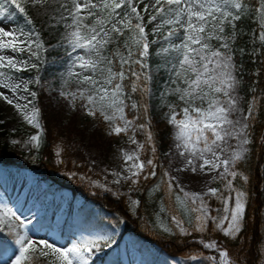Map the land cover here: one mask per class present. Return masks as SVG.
<instances>
[{
  "label": "snow or ice",
  "instance_id": "snow-or-ice-1",
  "mask_svg": "<svg viewBox=\"0 0 264 264\" xmlns=\"http://www.w3.org/2000/svg\"><path fill=\"white\" fill-rule=\"evenodd\" d=\"M23 3L43 6L48 0H23ZM9 5L14 8H9ZM70 5L60 4L67 15H61L57 21H63L66 30L61 45L65 47L68 57L65 84L75 79L78 85L85 87L61 91L60 95L65 99L70 98L73 105L77 100L82 101L81 106L90 116L99 114L109 123V134H128L131 131V143L137 145L131 153L121 150L126 166L124 172L112 173L117 177L113 184H120L123 180L136 185L142 174L144 180L157 175V165L153 159L146 162L140 159L145 144L134 138L136 130L144 131L146 142L155 154L154 137L149 130L150 121L137 125V117L131 120L127 118L126 108H142L147 116L149 105L146 101L151 96L152 77L144 70L149 67L147 58L150 44L161 43L158 54L171 57L168 60L171 64L170 84L174 85L161 93V104H167L169 112L166 116L168 123L175 129V146L180 156L185 158L184 167L178 171L218 172V176L214 175L212 179L226 181L224 188L229 193L225 197L220 194V189L212 187L205 193L184 191L176 183L177 177L165 171L168 192H172L175 184L183 193V196H175L176 213L171 215V223L180 234L187 236L193 231L205 232L211 222L225 237L237 238L244 226L248 194L234 187L233 181L240 176L245 183L248 182V177L237 170V165L250 152L251 129L257 118L260 101L264 99L254 95L245 113L237 94L241 80L236 75L230 41L235 37V22L241 19L247 7L245 0H70ZM255 11L262 29L259 38L264 42V0H260V6ZM17 12L23 15L30 28L18 26L5 30L0 27V89L12 93L10 98L0 91V98L13 105L24 121L40 129L27 141L39 148L43 132L39 109L32 106L33 100L20 95L23 92L35 98L37 93L30 91L29 85L39 83V77L35 81L25 80L9 73L38 70V64L32 59L41 61L40 53L44 44L22 0H0V23L4 20L13 22ZM145 15L147 24H153L151 35L154 38L151 41L146 32ZM226 26H231L230 34H226ZM122 37L126 38L121 44ZM212 40L220 41V46L214 47ZM110 45H114V48L109 52ZM24 53H28L27 58H18L19 54ZM116 64L119 65L118 70ZM134 65L139 66V71L134 70ZM127 73L135 78L131 82V92H139L144 103L133 101L128 104L131 97L123 83ZM252 91L255 93L256 89ZM168 96H175L177 101L182 102L179 113L176 111V102H169ZM178 115L181 118L178 119ZM12 143L18 142L13 140ZM59 154L60 149L57 150ZM146 167L152 171L144 174ZM97 186L111 190L105 185ZM155 188L158 190L160 185ZM206 196L217 197L222 201L223 215L211 214ZM139 204V200H130L132 209ZM163 211L165 209L162 208ZM29 223L31 221L22 220L8 205H0V232L7 230L14 238V258L10 259V264H92L91 256L102 250L101 244L110 239L101 235L84 238L71 246H58L46 239L32 238L28 232ZM160 227L167 233L173 231L163 222ZM199 243L218 254L210 257L212 261L234 264L229 252L220 248L215 240L205 242L201 239ZM197 259V256H191V260ZM4 264H9V261L5 260Z\"/></svg>",
  "mask_w": 264,
  "mask_h": 264
},
{
  "label": "trees",
  "instance_id": "trees-1",
  "mask_svg": "<svg viewBox=\"0 0 264 264\" xmlns=\"http://www.w3.org/2000/svg\"><path fill=\"white\" fill-rule=\"evenodd\" d=\"M245 3L247 7L241 19L235 22V37L230 41V45L237 68L236 75L241 80L237 90L240 94L241 107L246 113L248 103L254 95L264 97V42L259 38L262 29L257 18L258 13L255 11L260 6V0H245ZM27 14L29 16V13ZM18 20L19 25L26 29L30 28L26 25L22 14ZM33 23L37 25L34 21ZM145 24L151 41L154 37L151 35L150 24H147V16H145ZM225 31L226 34H230L231 26H226ZM125 38H121V44ZM113 48L114 45H110L109 52ZM153 48L154 44H150L147 58L149 67L144 71L148 72L151 66H156L158 74L155 75V79L167 81L170 76L166 67L169 64L168 60L162 59ZM52 52L53 48L47 49L44 45L40 53L42 62L35 58L32 62L38 64V69L46 67L56 72L60 67L61 59L56 58V61H52L49 65L46 62ZM22 57L27 58L28 53L22 54ZM115 68L118 70L119 65L116 64ZM133 68L139 71L138 65H134ZM9 74H24L27 80L35 81L37 69ZM134 79L130 73H127V79L123 82L125 91L131 97L127 101L129 105L133 101L145 102L139 92H131V82ZM29 88L37 93V96L31 97L30 100H33V106L39 109V122L43 128L40 147L35 148L27 143L32 136V132L27 128L23 126L9 130L4 128L0 113V163L17 169L26 168L38 175L44 183L39 194L51 189L67 187L71 195L69 205L77 199H82L75 213L72 214L70 208H66L53 226L78 241L101 235L109 237L107 243L101 244L102 250L96 251L91 256L92 264H122L113 251L125 239L134 250L138 251L139 264H169L170 260L176 261L177 264H189L191 255L197 256L202 253H206L207 256L218 255L199 243L201 239L206 241V235H200L195 231L191 235H182L171 223V215L176 213L175 196L182 193L180 187H176L175 184L172 192L169 193L165 183L167 178L164 177V172L169 173V169L163 160L166 159L165 151L171 138V127L164 119L155 122L150 105L147 116L142 108L134 110L130 106L126 108V114L130 119L137 117L135 121L137 125L150 121L149 130L153 133L155 154L153 155L151 145L146 142L144 131L136 130V137L137 142L145 144L140 159L145 162L153 159L157 165L155 169L157 175L144 180L142 174L136 185L123 180L120 184H113V180L117 177L112 173L118 171L114 160L117 154L111 135L103 133L100 126L86 129L78 124L76 115L83 110L81 102L73 113L65 116L62 109L66 106L65 99L59 102L52 91L48 92L39 83L33 82ZM253 88L256 89L255 93L252 91ZM146 102L149 103V98ZM251 131L250 152L247 158L237 165V170L248 177V182L245 183L240 176L233 181L234 187L248 194L243 229L235 239L225 237L218 230L213 232L215 241L220 248L229 252L234 264H261V250L264 248V99L260 101L257 118ZM13 140L18 143L13 144ZM136 148V144L126 145L128 151H134ZM58 149H60L59 156ZM150 171L152 169L146 167L144 174ZM225 183L226 181L221 179L213 180L214 188L220 189V194L227 197L229 193L224 188ZM97 184L105 185L111 190L107 191ZM156 185H160L158 190L155 188ZM206 199L215 206V213L222 215V201L213 196H208ZM130 200H139V206L131 210ZM162 208L165 211L161 212ZM47 209L38 216L37 221L42 222L46 218ZM161 222L171 227L173 231L164 232L160 227ZM211 229L212 225L209 222L208 232H211ZM82 231L87 234L78 236ZM7 244H14V238L5 230L0 232V249ZM197 257L201 258V256ZM196 264H211V262L202 259L197 260ZM214 264H218V261H214Z\"/></svg>",
  "mask_w": 264,
  "mask_h": 264
},
{
  "label": "rangeland",
  "instance_id": "rangeland-1",
  "mask_svg": "<svg viewBox=\"0 0 264 264\" xmlns=\"http://www.w3.org/2000/svg\"><path fill=\"white\" fill-rule=\"evenodd\" d=\"M61 3H68L70 5V0H48V3L43 6L40 5H31V3L24 4L22 0L23 6H25L26 11L30 10L29 17L37 24L36 30L40 32V37L44 42V45L47 49L53 48V52L51 53V57L47 59V64L49 65L52 61L60 60V68L54 72L51 68L47 69L46 67H41L37 70V76L39 77V84L42 85L48 92H53L56 95V98L59 102L62 99H65L60 95L61 91H74L77 87H85L84 85H78L75 79L68 80L67 84H65V80L67 79L66 71L68 67V57L66 55L65 47H60L59 44H63V37L66 35V30L63 27V21L59 20L61 15H67L64 12V9L60 7ZM142 6V5H141ZM9 8H14V6L9 5ZM21 16L18 12L16 13L15 20L9 23L8 20H4L0 23V27H4L5 30H9L10 28H15L19 25L18 18ZM147 16V15H145ZM153 24L149 25V28L152 29ZM261 31V30H260ZM179 43V40L175 41ZM220 41H211V44L214 47L220 46ZM161 43L154 44L153 51L159 53V49L161 48ZM70 50V49H69ZM223 51V49H221ZM10 54V53H8ZM162 59L170 60L171 57L159 54ZM18 58L22 57V54H19ZM168 71L170 72L169 79L166 81H157L155 79V75L158 74V68L156 66H151L149 68V73L152 77L150 82L151 87V96L149 97V103L152 116H154L155 122H158L160 119H164L168 122V117L166 113L169 112L167 104H161V93L165 91L166 88L174 87V85L170 84L171 78V64L167 66ZM16 78L25 79L24 74H10ZM155 79V80H154ZM158 85V87H157ZM30 91L32 89L29 88ZM10 98L12 97V93L7 89H0ZM237 94L240 97L239 91L237 90ZM20 95L27 96L30 100L31 96H28V93L21 92ZM66 106L63 109V113L65 116H69L76 109L78 103H83L82 101L77 100L73 105L70 103V98L65 99ZM167 100L169 102H176L177 108L176 111L179 113L180 108L183 107L182 102L177 101L175 96H168ZM20 103H24L25 101H19ZM33 106V105H32ZM0 113H1V123H3V127L6 129H15L18 126H23L27 128L32 135H36L39 133V129L33 127L23 120L22 116L17 112V110L13 107V105H9L5 100L0 98ZM128 119H130L127 116ZM178 119L181 116L178 115ZM76 119L79 125L85 127L86 129H92L100 126L103 133H110V126L108 122H105L102 117L97 114V116L93 117L87 114L85 108L80 110V112L76 115ZM131 120V119H130ZM169 124V123H168ZM171 127L170 141L167 145L166 159L163 161L167 165V169H169V174L171 176L177 177V182L180 187L184 189V191L188 192H196V193H205L209 187L214 188L213 179L214 175L217 176L218 172H207L204 173H192L191 171H178L184 167L185 158L181 157L179 151L176 149V141L174 139V127L169 124ZM111 139L114 142L117 158H114L116 161V168L118 173L124 172L125 161L122 157V151H127L129 153L133 151H128L126 149V145L131 143L130 137H132L133 133L131 131L128 134L120 133L119 135L110 134ZM135 140L137 141L136 131H135ZM133 144V143H132ZM32 146V145H30ZM19 151V149L15 148ZM94 151V150H93ZM96 151V150H95ZM131 163V162H128ZM127 174V173H125ZM41 185H44L42 181L39 180L37 175L31 174L27 169H17L14 166H6L0 163V205L6 204L11 207L14 211H16L17 215L21 217L25 222L31 221L28 224V232L29 235L34 239H46L50 242H54L58 246H71L73 243L78 241L73 238H69L65 233H61L59 229L53 226V223L59 218L62 214L63 210L67 207L70 208L71 213H75L77 207L80 206L82 199H77L71 205H69L70 192L69 189L66 188H55L49 191L41 192L44 194H39V190ZM183 196V193H180ZM23 197H26L25 199ZM205 200L211 210V214L213 216H220L216 214L215 206H212L209 201ZM23 199V201H22ZM46 205L48 206L47 215L45 216L42 222H36L35 219L46 209ZM130 207V202H129ZM131 208V207H130ZM223 209V206H222ZM131 210H134L131 208ZM224 213H222L223 215ZM45 223V224H44ZM212 229L211 232L206 230L203 233L198 232L200 235H206V241L210 242L215 240V236H213V232L216 231L214 225L211 223ZM175 226V225H174ZM178 231V230H177ZM82 234H87V232L82 231L78 233V236ZM15 248L14 244H7L4 248L0 249V264H4L5 260L9 261L14 258L12 256V250ZM210 250V249H209ZM262 253L260 256L261 264H264V248H262ZM117 254V257L122 261V264H138L139 261V253L134 250L130 243L125 239L123 240L117 249L113 251V253ZM204 254V255H203ZM203 255V256H202ZM193 256V255H191ZM197 260L208 259L211 264H214V261L210 259L211 256H207L206 253L198 254ZM208 257V258H207ZM197 260H191L189 264H196ZM169 264H177L176 261L170 260ZM184 264V263H183Z\"/></svg>",
  "mask_w": 264,
  "mask_h": 264
},
{
  "label": "bare ground",
  "instance_id": "bare-ground-1",
  "mask_svg": "<svg viewBox=\"0 0 264 264\" xmlns=\"http://www.w3.org/2000/svg\"><path fill=\"white\" fill-rule=\"evenodd\" d=\"M24 199L26 198V197H23ZM22 201H23V199H22Z\"/></svg>",
  "mask_w": 264,
  "mask_h": 264
}]
</instances>
